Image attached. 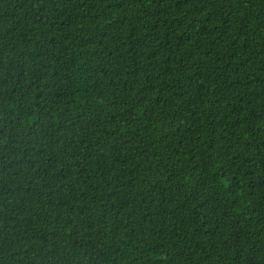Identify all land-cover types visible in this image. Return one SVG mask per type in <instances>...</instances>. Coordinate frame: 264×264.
<instances>
[{
  "label": "trees",
  "instance_id": "16d2710c",
  "mask_svg": "<svg viewBox=\"0 0 264 264\" xmlns=\"http://www.w3.org/2000/svg\"><path fill=\"white\" fill-rule=\"evenodd\" d=\"M0 264H264V0H0Z\"/></svg>",
  "mask_w": 264,
  "mask_h": 264
}]
</instances>
